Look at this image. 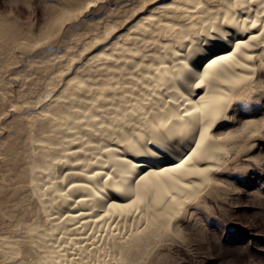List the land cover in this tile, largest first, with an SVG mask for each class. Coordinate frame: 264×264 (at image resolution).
Masks as SVG:
<instances>
[{"label":"bare ground","instance_id":"1","mask_svg":"<svg viewBox=\"0 0 264 264\" xmlns=\"http://www.w3.org/2000/svg\"><path fill=\"white\" fill-rule=\"evenodd\" d=\"M122 38L30 120L44 219L18 220L25 239L0 237L3 257L148 264L228 156L220 128L264 66V0H173Z\"/></svg>","mask_w":264,"mask_h":264},{"label":"rangeland","instance_id":"2","mask_svg":"<svg viewBox=\"0 0 264 264\" xmlns=\"http://www.w3.org/2000/svg\"><path fill=\"white\" fill-rule=\"evenodd\" d=\"M171 1L0 0V237L25 239L18 220L44 219L26 179L35 156L28 136L40 130L30 120L70 76L87 72L92 54ZM256 77L220 128L229 136L228 156L174 221L175 237L155 247L148 264H264V66ZM33 260L0 253V264Z\"/></svg>","mask_w":264,"mask_h":264}]
</instances>
